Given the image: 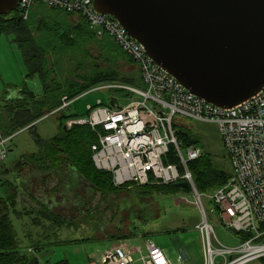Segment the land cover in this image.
Masks as SVG:
<instances>
[{
    "label": "built area",
    "instance_id": "built-area-1",
    "mask_svg": "<svg viewBox=\"0 0 264 264\" xmlns=\"http://www.w3.org/2000/svg\"><path fill=\"white\" fill-rule=\"evenodd\" d=\"M18 2L23 20H28L39 4L79 16L98 37H110L129 56L141 78L139 84L108 81L74 97L64 95L61 104L41 118L62 113L77 98L91 92L112 91L106 103L98 100L94 105L88 104L85 114L69 119L64 126L92 129L96 136L91 145L95 167L109 172L119 188L189 183L203 214V264H247L264 257V87L237 106L219 107L189 91L158 65L114 16L95 9L94 0ZM113 97L117 99L115 105L110 104ZM187 118L215 124L229 159L230 178L209 193H199L189 168L191 161L202 156L203 148L197 143L183 146L177 138L178 130L187 127ZM13 136L0 133L1 161L8 155ZM204 197L214 202L225 225L240 235L250 236L237 246L223 245L209 221ZM146 249L147 254L142 257L145 264H170L153 241L146 242ZM93 264H136V260L133 252L116 245L105 250Z\"/></svg>",
    "mask_w": 264,
    "mask_h": 264
},
{
    "label": "rangeland",
    "instance_id": "rangeland-1",
    "mask_svg": "<svg viewBox=\"0 0 264 264\" xmlns=\"http://www.w3.org/2000/svg\"><path fill=\"white\" fill-rule=\"evenodd\" d=\"M31 13L34 17H49L61 23V27H64L66 22L72 25L81 24L73 16L50 10L44 4L35 6ZM82 23L85 24L84 21ZM103 36H97L103 40L101 43L116 51L118 48L115 44H111L107 37L103 39ZM98 47L99 44L94 40L87 45L93 57L98 56ZM116 52H113V55L121 77L133 78L139 83L140 74L135 64L122 50ZM46 58V69L51 76L56 75L59 81L67 76H75L78 64L83 65L86 60L85 66L92 63L91 57L83 59L80 54L72 61L67 55L58 56L53 53ZM26 74L22 50L15 42V36H0L2 106H7L4 105L5 98L17 97L15 95L19 94L22 87L29 88L37 95L43 93L39 76L27 77ZM112 93L98 90L77 98L72 106L62 113L38 119L35 133L42 139H51L69 119L85 114L88 104L94 105L98 100L106 103ZM34 111L37 112L36 108ZM6 118L1 112L2 136H6L4 131L10 127ZM183 129L198 133L201 138L199 145L203 150L209 151L216 162L227 164L229 168L222 138L215 124L189 119L187 127ZM39 151L41 150L35 135L29 129H24L14 134L9 143L7 157L0 160V194L6 195L2 180L11 182L18 190L15 209L19 210L20 214L17 217L13 209L9 211L23 253L29 256L37 255L40 264H56L65 260L68 264H93L111 245L116 246L123 239L132 237V244L140 249L135 254L137 264H145L142 257L147 254L148 240L164 248L170 264H203L204 254L198 229L203 214L197 195L190 187L163 185L167 187L156 190L132 185L119 188L112 182L115 189L111 191L97 187L73 164L71 169L69 166L63 169L65 175L61 177L53 173L44 175L40 171L20 172L21 158L29 159ZM42 202H46L48 208ZM203 202L220 242L226 246L240 244L241 235L224 224L221 212L214 202L207 197L203 198ZM46 209L60 216L58 222L51 219L48 212L44 211ZM183 249L190 256L186 260H183L180 253Z\"/></svg>",
    "mask_w": 264,
    "mask_h": 264
},
{
    "label": "trees",
    "instance_id": "trees-1",
    "mask_svg": "<svg viewBox=\"0 0 264 264\" xmlns=\"http://www.w3.org/2000/svg\"><path fill=\"white\" fill-rule=\"evenodd\" d=\"M67 15L73 16V14ZM83 21L85 22V20ZM80 23L72 25L66 22L65 26L61 27V23L55 22L49 17H34L32 13L28 20H23L19 10L14 11L9 16L0 15V36H15V42L22 50L27 69L26 76L38 75L43 86L41 95L35 94L27 87H22L20 95L17 98L8 99L9 101L4 104L7 105L6 107L0 104V113H4L7 117L6 121L10 124V127L4 131V135H13L17 131L32 125L30 132L35 135L41 151L37 154L34 153L29 159L22 157L20 172L40 171L44 175L53 173L61 177V175H65L63 169L67 166L71 169L73 164L77 166L75 167L83 173L86 179H89L97 187L112 191L115 188L111 181V174L107 171L98 170L93 163L91 145L96 142V136L90 127L74 126L67 129L60 126L58 134L47 140L40 138L35 133L36 121L57 108L61 104L64 95L74 97L94 85L108 81H121L130 84L140 83H136L133 78L121 77L116 68L113 52H120L121 48L110 37L104 35L102 38L107 37L110 43L115 44L118 49L113 51L111 47L108 48L101 43L103 40L97 37L86 22L85 24ZM92 40L99 44L97 48L99 54L95 57L87 49V45ZM110 43L108 42V44ZM52 53L58 56L67 55L70 61L80 54L83 59L91 57L92 63L87 66H85L87 60L83 65L77 63L75 76H67L59 81L56 75L51 76L45 65L46 56L52 55ZM34 108L37 112L34 111ZM177 138L183 146L194 143L200 144L201 142L198 133L185 129L178 130ZM226 160L229 168L227 164L216 162L211 153L204 149L200 158L189 163L199 193L212 192L228 181L231 170L227 156ZM31 165H33L32 168ZM2 182L4 189H6V195L0 194V264H40L37 255H26L20 249L9 211L13 209L15 214H19V211L15 209L18 190L11 182L8 183L4 180ZM178 184H170V186H179ZM142 186L156 190L167 187L156 184ZM42 204L47 207L46 202H42ZM44 211L48 212L53 221L58 222L60 219L57 214L47 209ZM62 220H65V218H62ZM249 236L248 234L241 235V239H247ZM56 264H68V262L65 260Z\"/></svg>",
    "mask_w": 264,
    "mask_h": 264
},
{
    "label": "water",
    "instance_id": "water-1",
    "mask_svg": "<svg viewBox=\"0 0 264 264\" xmlns=\"http://www.w3.org/2000/svg\"><path fill=\"white\" fill-rule=\"evenodd\" d=\"M18 6L0 0V15ZM94 7L114 16L158 65L210 103L234 107L264 87V0H94ZM116 103L113 97L110 104Z\"/></svg>",
    "mask_w": 264,
    "mask_h": 264
},
{
    "label": "crops",
    "instance_id": "crops-1",
    "mask_svg": "<svg viewBox=\"0 0 264 264\" xmlns=\"http://www.w3.org/2000/svg\"><path fill=\"white\" fill-rule=\"evenodd\" d=\"M73 18L75 19V20H77L78 22H82L83 21V19L82 18H80L79 16H77V15H73ZM22 89V88H21ZM20 89V90H21ZM20 95V91H19V94H16L15 96H19ZM10 97V96H9ZM17 97H13V98H5L4 100V102H8L9 100L8 99H14V98H17ZM3 102V103H4ZM1 104V103H0ZM30 130V129H29ZM33 134V133H32ZM37 140V139H36ZM19 182V181H18ZM19 211V210H18ZM19 214H20V211H19ZM19 214L18 215H16L17 217L19 216ZM201 224H199V226H200ZM198 229H199V231H200V227H198ZM131 239H132V237H128V238H125V239H123V241H121L119 244H117V245H122V246H124L126 249H128V250H130L131 252H133V256H134V258H135V254H137V251H139L140 249H139V247H137V245H134V244H132V242H131ZM201 241H202V238H201ZM116 245V244H115ZM159 246V245H158ZM110 247H113V245H111ZM109 247V248H110ZM161 247V249L164 251V253H165V255H166V257H167V259L169 260V258H168V256H167V254H166V252H165V250H164V248L162 247V246H160ZM202 247H203V244H202ZM181 255H182V258H183V260H186L187 258H189L190 256H189V254L183 249L181 252ZM136 260V264H137V259H135ZM170 262V261H169ZM184 264H185V262H183ZM247 264H264V257H262V258H259V259H256V260H253V261H250V262H248Z\"/></svg>",
    "mask_w": 264,
    "mask_h": 264
},
{
    "label": "flooded vegetation",
    "instance_id": "flooded-vegetation-1",
    "mask_svg": "<svg viewBox=\"0 0 264 264\" xmlns=\"http://www.w3.org/2000/svg\"><path fill=\"white\" fill-rule=\"evenodd\" d=\"M26 128V127H25ZM25 128H23V129H21V130H19V131H22V130H24ZM28 129H30V128H28Z\"/></svg>",
    "mask_w": 264,
    "mask_h": 264
}]
</instances>
